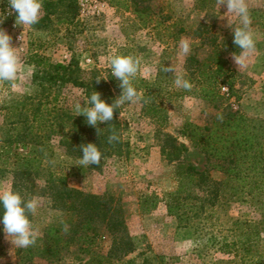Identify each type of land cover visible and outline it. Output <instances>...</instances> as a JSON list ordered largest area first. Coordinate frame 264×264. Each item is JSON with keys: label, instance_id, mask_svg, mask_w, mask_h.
<instances>
[{"label": "rangeland", "instance_id": "1", "mask_svg": "<svg viewBox=\"0 0 264 264\" xmlns=\"http://www.w3.org/2000/svg\"><path fill=\"white\" fill-rule=\"evenodd\" d=\"M55 1L41 0L39 22L23 28L16 24L17 14L8 0H0V29L11 37L20 62L16 80L0 82V190L11 187L10 139L27 133L31 125L30 99H40L38 80L33 77L47 68L44 63L73 59L83 70L96 68L112 75V55L132 56L140 61L132 83L143 100L120 106L126 154L103 157L99 165L80 166V157L66 155L55 139L42 146L40 172L34 179L37 186L30 197L39 201L37 213L30 216L39 237L35 245L18 249L0 225V264H85L90 256L80 250L81 245L101 253L109 248L110 237L102 225H94L97 236L85 242L83 235H91L92 230L73 233L76 214L50 206L42 187L50 172L65 176L70 185L86 192L120 199L133 249L104 264H257L258 259V264H264V200L255 202L243 195L220 200L181 222L167 213L164 203L178 187V164H192L200 171L209 165L204 151L186 137L188 124L201 128L233 113L264 121V0H246L256 38V50L246 69H239L233 58L239 51L232 35L235 18L225 14L226 6L218 8L217 0H136L145 9L141 18L131 8L112 6L108 0H64L49 5ZM182 40L191 45L187 57L180 55ZM214 52L225 59L227 80L232 82L231 89L219 85L221 97L216 101L176 89L174 74L163 71L172 64L190 80L198 74H188L198 66L188 60L193 56L209 64L201 66L202 73H209V57ZM67 87L63 93L73 107L79 90ZM152 104L161 105L164 112L152 114L147 107ZM41 125L34 122L33 131L40 134ZM168 137L184 146L177 158L163 152V148L173 151ZM13 149L25 153L36 151V146L14 144ZM152 199L156 206L145 211L144 205L149 206Z\"/></svg>", "mask_w": 264, "mask_h": 264}, {"label": "trees", "instance_id": "2", "mask_svg": "<svg viewBox=\"0 0 264 264\" xmlns=\"http://www.w3.org/2000/svg\"><path fill=\"white\" fill-rule=\"evenodd\" d=\"M63 1L56 0L55 3L48 4ZM69 1L73 2V0ZM108 2L112 6H121L125 10L131 8L140 18L145 12L136 0H108ZM142 24L145 26V21L142 20ZM209 59H212V69L209 73H202L201 66L208 63L200 62L193 56L188 58L189 61H194L198 65L189 69L188 74H198L190 79V82L194 83L192 90L184 91V93L212 102L221 97L219 85L224 83L231 89L232 82L227 80L229 69L225 68V59L215 52ZM46 64L47 68L37 72L33 77L34 80H38L40 99L37 101L30 99L31 125L27 133L16 134L13 139H10V156L13 158L14 165L11 169V188L26 199H30L37 186L34 179L40 172L42 148L51 140L55 139L69 157H80L81 145L87 143L97 144L103 154L102 158L113 154L123 155L128 151V143L124 141L121 134L120 107L114 109L111 121L98 123L94 128L87 124L83 115H75L73 107L66 103V95L63 93V89L68 88L67 86L79 90V95L74 96L76 102L81 95L87 96L96 91L100 93L101 99L111 104L122 91L119 80L112 75L104 74L100 69L83 70L73 59L67 63H44ZM160 75L161 69L156 81L160 80ZM220 77L222 79L219 81ZM81 105L83 106V103ZM147 107L154 115L164 112V108L159 104ZM164 117L165 114H163ZM34 122L42 124L40 134L33 131ZM188 127L186 137L204 151L209 165L201 171L192 164L177 165V175L180 176L178 187L168 193V199L164 200L168 214L176 216L181 222L189 220L193 214L204 211L206 207H211L220 200L227 201L241 195L249 196L255 202L264 200L263 120L233 113L227 114L220 121L213 120L211 125L200 128L188 124ZM113 134L117 136V139L109 142V136ZM167 139L173 151L163 148V152L167 156L173 155L172 157L177 158L181 147L184 148V146L174 143V139L169 137ZM14 144L33 145L36 146V151L20 153L17 149H13L11 152ZM212 172L219 173L220 177H214ZM187 183L191 185L188 187ZM191 186H196L198 190ZM42 187L50 198V206L53 209L76 214L77 230L73 233L78 232L79 229L92 230L91 235H83L85 242L91 243L97 236L94 225H102L108 233L110 245L105 253L92 251L87 246H80V250L90 256L85 264L108 263L132 251L133 243L128 235L123 207L118 197L109 193L86 192L70 185L65 176L52 172L47 174ZM156 202L152 199L150 205H144L143 209L147 211L154 208ZM255 263H260V259Z\"/></svg>", "mask_w": 264, "mask_h": 264}, {"label": "clouds", "instance_id": "3", "mask_svg": "<svg viewBox=\"0 0 264 264\" xmlns=\"http://www.w3.org/2000/svg\"><path fill=\"white\" fill-rule=\"evenodd\" d=\"M218 8L226 6L228 16L234 17L236 26L232 27L233 43L236 50L233 54L235 63L239 69H246L250 57L256 50V38L251 29L252 18L246 0H217ZM11 9L17 14L15 22L18 25L33 26L40 20L42 9L41 0H8ZM3 17H0L2 20ZM11 37L0 29V82H13L20 70V62L16 49L11 46ZM180 55L187 57L191 51L190 42L180 41ZM110 70L113 77L119 80L122 89L118 98L111 104L101 99L100 93L94 91L84 96L73 104L75 115H83L91 127L98 123H104L113 119L114 109L126 103H140L143 94L133 85L132 81L139 73L140 61L132 56L112 55L109 58ZM164 72L174 74V86L176 89L191 91L192 82L186 78V73L178 71L172 64L163 68ZM100 79V78H99ZM97 79V82H99ZM83 100V106L81 105ZM115 134L109 136V142L115 141ZM79 165H99L102 153L95 143L81 145ZM39 208L37 198L26 199L11 187L0 190V225L2 231L11 237V242L18 249H26L36 244L39 237L38 229L33 225L30 216L35 215Z\"/></svg>", "mask_w": 264, "mask_h": 264}]
</instances>
